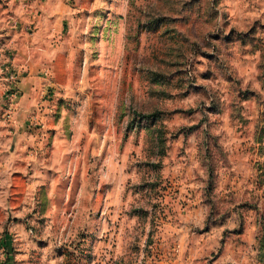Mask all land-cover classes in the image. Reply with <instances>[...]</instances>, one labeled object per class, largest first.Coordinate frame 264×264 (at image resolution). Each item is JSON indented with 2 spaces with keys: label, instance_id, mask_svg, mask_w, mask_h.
<instances>
[{
  "label": "rangeland",
  "instance_id": "374dc122",
  "mask_svg": "<svg viewBox=\"0 0 264 264\" xmlns=\"http://www.w3.org/2000/svg\"><path fill=\"white\" fill-rule=\"evenodd\" d=\"M101 3L106 7H94L96 0H0V132L8 134L0 143L11 140L0 156V182L7 181L0 188V264H220L229 249L233 259L248 254L250 264H264V16L243 29L231 26L233 11H259L264 0H130L123 56L99 48L114 43L115 25L125 19L122 0ZM218 19L222 25L208 34L218 44L203 54L208 64L189 61L184 46L199 49L189 40L192 27ZM89 20L98 22L88 27ZM84 42L92 48L80 47ZM193 95L211 96V104L161 107ZM85 96L91 104L81 133L74 98ZM110 110L119 154L128 155L126 174L143 173L140 183L127 181L124 195L148 206L121 210L116 184L103 182L112 146L103 116ZM197 113L199 122L179 123ZM12 156L19 159L9 165ZM194 160L208 165L206 178ZM205 207L198 240L181 232L182 218ZM124 216L137 220L124 234L146 236L143 249L140 236L124 243ZM50 223L64 224L68 236L74 229V238L41 239Z\"/></svg>",
  "mask_w": 264,
  "mask_h": 264
},
{
  "label": "clouds",
  "instance_id": "9594fccd",
  "mask_svg": "<svg viewBox=\"0 0 264 264\" xmlns=\"http://www.w3.org/2000/svg\"><path fill=\"white\" fill-rule=\"evenodd\" d=\"M138 4H142L143 0H137ZM129 4L130 0H122V7L119 9L120 12H123L125 14V19L123 21H119L115 25V31L112 33V38L114 43L113 44H105L101 43L99 45V48L101 50L108 48L109 51H112L114 48L116 53L119 56L124 55V37L126 35V25L128 24V17L127 12L129 11ZM94 7H106L103 3H101V0H96V4ZM93 9H89V11H92ZM225 9L221 8V12H223ZM168 13H165L167 15ZM232 16L236 17V20H233L232 27H237L240 29L244 28V21H247L248 23H251L252 20L260 19V17L264 16V9H261L259 11H251V12H242L239 10L233 11ZM98 21L89 20L87 21L88 27H91L93 23H97ZM222 25V19L216 20L214 24H205L203 21H201L196 26L192 27V34L189 35V40L192 41L195 44L199 45V49L195 50L192 49L191 45H185L183 48L184 55L188 58L189 61H202L204 65L208 64V60L203 55L204 53H210L212 52L213 45L218 44V41L215 38H209V33L215 32L220 26ZM182 31H185L187 33V29H181ZM87 31V29H85ZM80 47H83L85 50H90L92 48V45L88 44L87 42H84L83 44L79 45ZM79 83L81 85L86 86V77L82 78ZM197 83H204V81H201L197 79ZM215 87V86H213ZM225 90V86H222L220 91L223 92ZM4 91L2 85H0V94ZM67 98V93H66ZM74 99L79 101V106H76L75 112L78 114L75 119H78L81 122L80 132L84 133L87 130L86 121H87V110L90 107L91 99L87 96L85 97H75ZM221 99H227L226 96H221ZM212 101V97H204L200 95H193L189 98L180 101L177 100L174 103L172 101H165L161 107L165 108H172V107H184V108H199L201 104L204 105H210ZM129 106L128 99L125 97L124 100V107L127 108ZM83 108V111H82ZM202 118L200 113H197L195 115V118L193 119H185L180 121L179 123L187 124L191 126L192 124H195L199 122V120ZM103 119L106 121L107 127L105 131L107 132V135L104 137V141H112L111 146V163L109 166L108 171L103 176V182L104 183H113L116 184V192H115V203L121 208V210H127L130 206H136V207H142V206H148V201L146 200H140L139 196L133 197L131 193H128V195L125 197V184L127 181L131 180L133 184L140 183L143 173H138V170L135 168H131L130 173L126 174V169L129 168V160L127 152L124 156H120L118 151V144H119V138L116 136V113L114 110H110L109 112L105 113L103 116ZM215 119V117H213ZM13 122H15V114H13ZM178 124L175 125H169V127H178ZM63 124V120H61V125ZM127 124V119H125V125ZM4 125H0V127H3ZM215 134V133H214ZM8 135L7 133L0 132V138H3L4 136ZM96 134L93 133V136ZM143 136V134H142ZM190 136H195V134H190ZM21 139H27L26 137H21ZM183 138H181L182 140ZM203 139V136L201 134L200 138L193 141L192 147L189 149V154L194 155L195 154V143L201 142ZM29 142L31 140L29 139ZM141 144L143 146V138L141 140ZM11 146V140H8L5 143H0V156L3 155V152L7 151L9 147ZM210 148L212 147L211 144L209 145ZM18 151H23V149H20L18 147ZM19 159L18 156H12L10 160L8 161V164L10 165L12 160ZM155 162V161H154ZM210 163V162H209ZM168 164V161H165V165ZM206 165L204 168H200L199 161L194 160L193 161V168L199 169L200 174L202 176H205L206 178V172H207ZM179 169L177 168L176 171ZM74 171V169H73ZM168 174L167 170L164 172V175L166 176ZM154 179V177H152ZM7 186V181L0 182V188H5ZM194 187L202 193L203 188L205 185L197 183L194 185ZM4 196H6V193H4ZM109 200H112V197H109ZM156 201L153 200L151 203H155ZM193 203L199 204V194L197 195V198ZM4 207L3 203V196H0V208ZM230 207V206H229ZM149 211H151V208H149ZM209 209L205 207L202 210V215H195L193 213H189L187 216L182 218V223L184 227L181 229V232H191L194 238L196 237V233L194 231L197 227H202L203 225V217L207 215ZM52 215L53 219L55 218V210L50 214ZM87 221V215H83L81 220L79 222L74 221V224L77 228L81 227L84 222ZM134 226L138 227L137 220L133 218L130 222L128 221L127 216H124L121 218V236L124 237V243H127L134 239L135 236H140V232H129L127 236L124 234L125 228L131 229ZM65 225L60 224H53L50 223L44 236L40 237L44 240L51 239L53 243H64L68 241L70 238H74L75 231L74 229H70L71 236L65 235L64 232ZM109 229L107 225L104 226V232H108ZM143 231V229H141ZM220 237V233L217 232L212 239L218 240ZM141 239V249H143V241L146 239V236H140ZM198 240V238H197ZM30 247L32 245H29ZM250 251V250H249ZM201 253H203V249L200 250ZM229 255L223 259L220 264H250L248 254L243 255L239 260L233 259V256L231 254V250L229 249ZM144 255L143 251L140 253V257L142 258ZM252 256L255 255V253H251ZM51 264H56L55 261H52Z\"/></svg>",
  "mask_w": 264,
  "mask_h": 264
}]
</instances>
